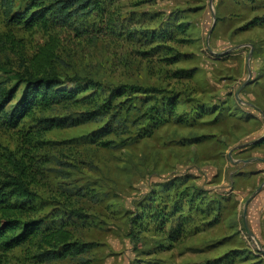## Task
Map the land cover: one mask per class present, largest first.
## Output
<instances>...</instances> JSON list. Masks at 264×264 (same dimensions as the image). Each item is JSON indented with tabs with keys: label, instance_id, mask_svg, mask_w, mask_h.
Here are the masks:
<instances>
[{
	"label": "rangeland",
	"instance_id": "obj_1",
	"mask_svg": "<svg viewBox=\"0 0 264 264\" xmlns=\"http://www.w3.org/2000/svg\"><path fill=\"white\" fill-rule=\"evenodd\" d=\"M12 1L13 10L25 3ZM6 2L0 34L13 35L30 55L44 34L7 21ZM102 6V15L86 21L88 34L54 33L51 70L64 88L78 90V105L37 110L14 130L0 126V165L2 154L22 145L46 162L35 186L36 217L91 245L50 257L28 240L0 251V264H264V22L250 23L264 20V0ZM17 55L9 45L0 64L19 70ZM87 81L99 84L97 92ZM120 85L147 91L123 96L114 121L77 120ZM39 118L64 121L40 130L35 155L20 135L39 128ZM248 198L252 236L243 220Z\"/></svg>",
	"mask_w": 264,
	"mask_h": 264
},
{
	"label": "trees",
	"instance_id": "obj_2",
	"mask_svg": "<svg viewBox=\"0 0 264 264\" xmlns=\"http://www.w3.org/2000/svg\"><path fill=\"white\" fill-rule=\"evenodd\" d=\"M6 1L3 13L7 21L23 28L24 31H42L45 38L35 40L33 51L26 55L13 35L8 32L0 34V52L10 45L20 60L19 70L9 71L0 64V71L5 72L6 77H0V126L14 130L19 125L23 126L25 118L33 117L37 110H47L56 105H78L81 99L77 97L78 90L64 88L63 78L51 70V60L55 55L53 44L57 39L54 33L59 34L61 31L76 37L88 34L86 21L90 17L102 15L104 8L102 0H25L21 8L13 10V1ZM256 21L259 24L264 22L261 17L250 23L255 24ZM67 79L70 82L82 80L77 76ZM86 84L94 92L100 88L99 84L91 81ZM137 91L144 92L147 89L136 85L115 87L95 102L92 110L75 114L78 115L77 120L85 122L107 116L114 121L124 109L121 98ZM64 118H39L35 123H39L40 127L24 131L20 138L36 155L40 149L37 145L41 143L40 130L60 126ZM18 130L23 131V128ZM2 160L4 163L0 165V251L7 253L28 240L37 239L42 246L48 248L47 254L50 257H72L84 253L91 244L71 242L68 230L46 225L40 217H36L40 212V196L35 186L38 182L37 176L43 172L46 162H38V158L26 152L23 145L18 147L16 154H2ZM72 213L83 216L79 211ZM218 221L216 216L211 224H208L215 225ZM56 249L59 252H56Z\"/></svg>",
	"mask_w": 264,
	"mask_h": 264
},
{
	"label": "water",
	"instance_id": "obj_3",
	"mask_svg": "<svg viewBox=\"0 0 264 264\" xmlns=\"http://www.w3.org/2000/svg\"><path fill=\"white\" fill-rule=\"evenodd\" d=\"M261 187V186H260ZM260 187L258 189H260ZM250 201V198H248L246 201H245V206H244V209H243V220H244V226H245V229H246V232L249 236H252V232L248 226V223L246 221V204Z\"/></svg>",
	"mask_w": 264,
	"mask_h": 264
}]
</instances>
